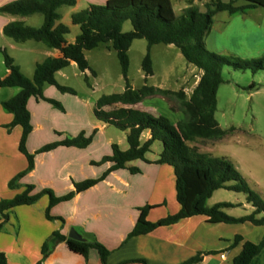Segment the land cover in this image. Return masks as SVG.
Masks as SVG:
<instances>
[{"label": "trees", "instance_id": "1", "mask_svg": "<svg viewBox=\"0 0 264 264\" xmlns=\"http://www.w3.org/2000/svg\"><path fill=\"white\" fill-rule=\"evenodd\" d=\"M177 1H183L187 5L178 16L174 13L172 0H107L100 6L90 5L71 15V25L79 28V34L73 43H67L65 40V36L70 32L69 28L57 22L60 18L58 10L61 7H73L75 0H16L0 7V14L19 17L42 16V24L39 27L25 26L17 21L6 24L3 27L5 37L15 43L27 41L41 43L47 49L57 50L61 55L37 63L32 78H27L14 60L2 50L3 63L8 75L0 79V88L18 89L14 97L1 104L3 109L13 116L12 122L6 126V129L10 131L15 126L21 127L18 150L27 160L26 168L12 178L8 186L10 188L17 186V182L33 169L35 155L61 146L83 149L90 145L92 136L86 137L81 132L75 137L46 144L34 153H29L26 149V141L32 132V125L27 102L34 97L63 111L60 103L43 97V87L53 86L62 93L75 95L73 89L57 82L56 73L74 63L81 72L90 71L94 76L85 58V52L95 49L100 44L111 43L121 66L126 89L122 94L99 98L95 102L93 114L104 124L125 132L128 145L123 151L117 144H112V154L103 157L96 164L110 163V167L97 179L74 184V190L64 196L56 197L47 189L33 193L34 187L27 185L25 190L13 199L0 201V231L8 221L9 212L15 207L32 205L42 196H47L49 204L45 217L54 220L56 218L49 214L51 207L71 200L76 194L103 181L111 172L126 169L131 174H139L138 168L129 167L128 164L137 160L148 162L145 155L150 152L155 142H160L162 145V151L155 163L166 164L173 168L176 201L180 208L176 214L156 222L146 219L148 212L156 206L146 205L139 208L138 219L126 240L149 234L159 227L174 225L180 220L194 216L206 217L210 223H249L255 227H264V201L250 190L233 165L223 158L214 159L198 153L187 144L196 139L218 140L226 133L214 118L216 92L219 85L224 82L221 76L222 67L228 66L234 70L252 72L262 69V59L225 58L206 49L204 39L211 31L214 15L244 13L251 8L264 7V0H231L228 3L210 0L204 5L206 8L204 13L196 10L193 3L205 0ZM237 2H243L244 5L237 6ZM127 21L131 25V30L123 32L122 25ZM140 39L147 43V53L141 63L144 81L153 75L149 52L152 46L158 44L177 48L187 64L194 66L205 76L201 92L204 102L199 101L195 104V101L187 100L182 92L176 93L184 114L176 123H172L162 115L155 117L130 107L140 103L147 95L167 93L146 85L140 89H132L128 85V50L134 40ZM204 103H207L208 107H205ZM145 133L149 136L142 141V135ZM219 189L245 194L246 204L252 207V212L235 218L227 215L223 210L238 205L223 202L207 206V200ZM82 237L83 241H76L54 232L44 243L41 251L42 259L37 264H42L53 246L59 242H65L69 251L82 256L85 260L89 251L95 250L100 264H106L110 251L90 236L82 235ZM239 243H242L241 251L230 264H264V234L258 243L244 240L242 236L236 235L231 247ZM213 254L216 252L198 253L181 264H199L203 256ZM130 262L145 264L140 260ZM0 264H7L6 256L1 252Z\"/></svg>", "mask_w": 264, "mask_h": 264}, {"label": "crops", "instance_id": "2", "mask_svg": "<svg viewBox=\"0 0 264 264\" xmlns=\"http://www.w3.org/2000/svg\"><path fill=\"white\" fill-rule=\"evenodd\" d=\"M12 1L16 0H0V7ZM75 1V5L70 7L63 17L60 9L58 10L60 18L57 24H63L69 30L74 29L71 25L73 13L82 11L90 5H103L107 0ZM209 1H194L193 6L197 3L205 5ZM175 5L179 14L187 7L183 1L172 0L174 13ZM242 5L244 4L237 6ZM245 12L240 13V19H245ZM175 15L178 16L176 13ZM13 21L29 27H39L42 24V16L19 17L0 14V79L8 75L3 63L2 50L14 60L24 76L32 78L37 63L61 55L57 50L47 49L41 43L35 42L43 48L29 44L30 41L15 43L5 37L3 27ZM213 33L219 32L212 26L206 42L210 35H214ZM78 34L71 40L65 38L66 42L73 43ZM212 43L214 44L213 41ZM212 46L214 48V45ZM211 50L220 52L219 49ZM18 57L25 58L31 77L22 71ZM74 66L76 65L71 63L69 67ZM63 76V71L57 72V82V78ZM17 93V88H0V201L13 199L21 194L27 185L34 187L33 193L47 189L56 197L64 196L74 190V184L97 179L110 167V163L96 164L103 157L112 154V144H117L123 151L128 148V145L127 148L122 147V139L126 140L125 132H121L122 137L115 141L112 132L108 131L111 125L104 124L95 117L91 119L88 113L91 103L89 98L77 100L72 104L66 96L68 93H62L55 87L46 85L43 87V97L60 103L63 111L41 99L31 97L28 100L27 109L30 113L32 132L26 141L27 151L34 153L46 144L75 137L81 132L86 137L92 136V141L83 149L61 146L35 155L33 169L17 182V186L10 188L8 186L10 180L27 166L25 156L18 150L21 127L15 126L7 131L6 126L12 122L13 116L1 105ZM73 106H76L75 111L71 109ZM130 107L143 111L137 108V104ZM143 112L151 114L145 110ZM148 136V133L142 135V141ZM145 159L148 162L137 160L128 164L129 167L138 168L139 174H131L126 169L113 171L103 181L76 194L71 200L51 207L49 214L56 218L54 220L45 217L49 204L47 196H42L32 205L15 207L9 212L8 221L0 231V252L6 256L7 264H37L42 259L41 251L46 240L54 232L68 237L70 229L76 230L81 236H90L108 249L110 254L106 264L124 262L142 264L130 262L135 260L144 261L145 264H181L196 254L205 252L216 254L203 256L199 264H230L241 251L242 245L239 243L232 248L234 237L240 235L244 240H248V233H235L234 228L229 226L234 224L210 223L203 216L183 219L174 225L159 227L149 234L126 240L138 219L139 208L146 205L156 206L146 216L150 222L174 215L180 208L176 201L173 168L166 164H156L158 157ZM234 205L250 209L251 212L253 210L248 204ZM232 209L223 211L228 215V211ZM257 228L262 233L254 243H258L264 234V227ZM221 254L225 255L224 260L220 258ZM42 264H100V262L95 250H90L85 260L82 256L69 251L65 242H59L53 246Z\"/></svg>", "mask_w": 264, "mask_h": 264}, {"label": "rangeland", "instance_id": "3", "mask_svg": "<svg viewBox=\"0 0 264 264\" xmlns=\"http://www.w3.org/2000/svg\"><path fill=\"white\" fill-rule=\"evenodd\" d=\"M221 1L228 3L231 0ZM241 4L243 2L236 3V5ZM194 7L200 13L206 11L202 3H197ZM174 9L178 15L176 5ZM69 10L70 7H61V16L63 17ZM245 15L243 20L240 19V13L215 14L212 26L214 30L222 34L213 33L214 35H210L207 42L206 36L205 47L209 52L225 58L262 59V69L252 72L223 66L221 76L224 82L219 85L216 92L214 118L226 133L218 140L196 139L187 144L198 153L210 158L227 160L244 179L250 190L264 201V7L247 10ZM37 16L40 17V15ZM72 28L74 29H70L69 34L65 36L68 40L79 33L77 26ZM130 30L131 25L127 21L122 25V31ZM29 44L43 48L34 41H30ZM211 49H219L220 52H214ZM146 53L145 40L132 42L128 50V85L132 89H140L146 85L167 93L147 95L137 104V108L148 111L155 117L162 115L172 123H176L184 116L176 93L182 92L187 100L195 101V104L199 101L204 102L201 92L205 76L203 72L187 64L177 48L158 44L152 46L149 52L153 75L144 81L141 63ZM85 58L94 76L90 71L81 72L76 66H68L62 70L64 76L57 79L61 85L74 90L75 95H66L72 104L86 97L91 100L88 113L93 120L94 102L102 96L122 94L126 89V83L111 43L100 44L95 49L86 51ZM24 59L18 57V61L22 64V71L28 74ZM28 75L31 77V74ZM204 104L208 107L207 103ZM71 109L75 111L76 106ZM108 131L112 132L115 141L122 137L121 131L113 126L109 127ZM122 147L127 148V142L124 139H122ZM161 149V143L155 142L145 157L156 158ZM219 202L246 204V196L243 193L219 189L208 200L207 206H213ZM250 213V209H243L241 206L228 211V215L235 218ZM229 226L234 228L235 233H248L247 239L253 243L262 233L259 228L249 223Z\"/></svg>", "mask_w": 264, "mask_h": 264}, {"label": "water", "instance_id": "4", "mask_svg": "<svg viewBox=\"0 0 264 264\" xmlns=\"http://www.w3.org/2000/svg\"><path fill=\"white\" fill-rule=\"evenodd\" d=\"M68 237L70 239L76 240V241H83V237L74 229H70L68 233Z\"/></svg>", "mask_w": 264, "mask_h": 264}, {"label": "built area", "instance_id": "5", "mask_svg": "<svg viewBox=\"0 0 264 264\" xmlns=\"http://www.w3.org/2000/svg\"><path fill=\"white\" fill-rule=\"evenodd\" d=\"M220 258H221L222 260H224V259H225V255H224V254H221V255H220Z\"/></svg>", "mask_w": 264, "mask_h": 264}]
</instances>
